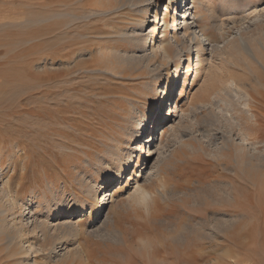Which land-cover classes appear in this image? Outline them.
Listing matches in <instances>:
<instances>
[{"label":"rangeland","instance_id":"374dc122","mask_svg":"<svg viewBox=\"0 0 264 264\" xmlns=\"http://www.w3.org/2000/svg\"><path fill=\"white\" fill-rule=\"evenodd\" d=\"M155 1L150 11L159 22L148 53L164 29L172 42L180 38L181 0L172 2L164 28L169 0ZM210 1L214 19L203 11L201 25H221L211 32L216 48H206L198 74L195 51L160 59L164 78L146 135L152 143L134 145L124 175L110 180L105 174L116 168L107 166V152L123 138L124 98L144 89L135 81L144 71L124 67L126 79L113 78L99 51L121 46L111 34L129 14L100 10L98 0H0V149L11 162L0 185L22 207L16 218L26 223L29 208L40 214L38 202L53 201L50 188L63 182L70 202L88 162L105 169L96 203L62 220L83 232L59 241L62 259H25L2 236L0 264H264V0ZM238 33L254 58L236 52ZM141 129L133 140L143 138ZM255 153L262 160L247 166L246 155ZM137 179L152 195L146 204ZM106 192L113 197L99 212ZM59 220L50 219L53 233Z\"/></svg>","mask_w":264,"mask_h":264},{"label":"bare ground","instance_id":"6f19581e","mask_svg":"<svg viewBox=\"0 0 264 264\" xmlns=\"http://www.w3.org/2000/svg\"><path fill=\"white\" fill-rule=\"evenodd\" d=\"M98 1L99 3H95V5H97V7L100 6V10L109 11L114 9L117 12L129 14L127 16V19H124V21L120 20L121 23L117 22L120 24L116 25L117 24L116 23L113 26V30H112L113 32L111 35L113 36V39L121 43V46L114 47L111 50L109 49L110 50L109 53H103L102 50L99 51L101 52L100 56L102 58V64H103L102 66L108 71V73L111 74L113 78L118 77L120 79H126L127 77L126 72L124 71L125 68H129V69L135 68L137 70L141 69V71L142 70L144 71V73L135 80L137 82V86L138 85L143 86L144 89L143 90L141 89V92L135 91V94L134 96H132V98H128V97L124 98L125 104L123 106H125L124 107L125 112L121 120L123 122L122 124H124L123 126H121L122 130L124 131V133H122L124 134L123 138H120L119 140L116 141L114 140L116 142V145H114V148L112 149L110 148L111 150L107 152L108 156L111 157L112 159L110 160L111 162L106 161L107 166L108 167L114 166L116 169L114 173H111L114 175L105 174V176L107 175L109 179L112 180L117 174H119L120 176L124 175L122 174L125 168L124 165L128 163L126 160L129 161V159L131 158V155L133 153L132 148L134 145L138 144L137 149L141 148L143 150L145 143H147L146 145H151L152 143V140L150 141L147 140L148 137H146V135L148 133L147 131L148 121L150 120V117L155 111V107H156L155 104L157 102L158 97L160 96L159 84L164 78L163 73L159 66L161 65L160 59H162L163 62L165 61L167 62L170 59H173L174 57L176 58L178 57L182 59L183 58L182 52L191 53V51L192 52L195 51V53H197L198 55L196 62V70L198 74L200 68H202L203 65L204 56H205L204 52L206 48L210 47L211 51H214V49L216 48L215 43H213V35H211V32L215 30L219 32L221 31L222 28L217 21H215V23L211 26L205 25L204 23H202L201 25V21L203 20L202 18L204 15L203 11L210 13L211 18L214 19V14L212 13V10L209 5L211 1L181 0V4L177 5L178 8H180V16H181L180 18L181 22L178 25V35L180 36V38L178 39L173 38L175 39V41L172 42V40H170L167 37V33L164 29V31L162 32L163 38L160 41L159 45L156 46L155 48L153 47L152 50L148 53L149 49L146 48L148 38L150 35L154 37V35L157 34L156 32L158 29V28H154V24L159 22L158 17L151 15V11H150L153 8V6L156 4L155 3L156 1L155 0H98ZM173 1L174 0H169L168 1L169 4L164 5L165 11L163 17L161 18L162 28H164V26L168 24L167 18L169 16V11L172 8ZM229 3H230L229 1L225 0V3L223 5L227 6V4L229 5ZM230 7L232 8V10H235L234 9L235 7L233 8L232 5ZM189 16L191 17L190 19ZM237 35L240 38L239 42L242 48L241 49L235 48L236 52L242 51L244 52V54L246 53L247 55H249V57L251 56L254 58L256 55L254 56V54H252V52L254 51H251V49H249V44L247 41L248 39L245 38L244 35H242L241 33H238ZM205 41L208 42V44H205ZM181 42H183V44L185 43L190 44L191 48H189L188 51L186 50V48L181 49L180 48ZM124 43L130 45V47H124L122 45ZM174 49L176 50V52ZM186 56L189 57L188 54ZM118 65H120L121 68H119ZM140 86L138 90L140 89ZM251 93L249 94L250 96ZM163 100L164 99L162 98L161 101ZM182 111L181 113H183ZM119 121H120V117H119ZM140 127L144 131V132L142 131L143 138L139 137L138 139L140 140H136L139 134L137 135L135 134L134 136L135 141H134L133 132L136 133V131ZM116 129L119 130L120 127ZM173 131H176V129L173 128ZM164 134H166L165 131H163L161 136L158 137V143L160 140L163 141L162 137H164L163 136ZM123 145L128 147V149L126 150L124 148L122 149ZM244 148L245 147L238 146L237 152H241V154H246ZM152 152H153L152 148L148 150L147 152L148 157H150ZM3 155L4 154H2V150L0 149V177L3 176L5 172L10 171L11 168V162L2 160ZM243 156L244 155H242V157ZM259 159L262 160L261 155L258 154L256 155V153L248 154L246 155L245 164L247 166L248 165L252 166L253 163L255 161H258ZM102 165L103 164L101 163L100 166L99 165L94 166V164L88 162V165L85 168L87 172L83 174L77 173L75 175V181L77 182L78 184L77 187L79 188L77 193L75 192L72 193V196L70 197L72 200L70 202L65 197L67 194L66 192L68 191L67 184L65 182L60 184L61 185L59 187L60 189H58L57 187L55 188V186H54L55 189H53V187L50 188L49 192L52 194L54 193V200L50 201L49 199L48 201L38 202L37 209L39 208V210L41 211L40 212L41 216L39 214V211L29 208V210L31 209L30 210L31 217L26 219V223L25 221H23V219L21 220L19 219L18 221V219L16 218V215H18L16 214L18 213L17 210H19L20 212V209L22 207H20V205L19 206L17 205L15 199L13 198V194L10 191V188L7 187V184L6 186L0 185V237L7 236L5 237L6 241L4 242L5 243L4 245L7 247V250L9 251L13 250L18 254H22L24 255L25 259L31 257V255H35L34 257L35 261L36 258L49 259L52 257V255H54L55 257H60L62 259L64 255L58 254L56 251L59 241L61 239H65L68 237L78 238L83 233L81 227L78 226V224H73L71 221L63 222L62 220L68 219L69 217H72L73 215H76L78 213H84L86 207L96 203L95 201L97 200V196L99 193L97 190L99 188L98 180L101 177V173L105 171ZM5 168H7V170H5ZM91 169L95 170L94 175H88V172ZM139 177L140 175H138V178ZM136 183H137L136 191L139 193L138 196L146 204L147 201L150 200L152 195L151 193L148 192V190H145L139 184L138 179ZM111 197H113L112 194L110 193L107 194V192L102 196V200L101 202H99V208H98L99 212H102L104 210L103 209L104 206L108 205ZM83 199L85 200L83 201ZM55 215H58V217H60L59 220L60 224L58 226L59 228L57 233H53L51 231V228L49 227L50 219ZM21 217L24 218L22 214ZM24 244H27L28 246L25 247Z\"/></svg>","mask_w":264,"mask_h":264},{"label":"crops","instance_id":"0c3cea01","mask_svg":"<svg viewBox=\"0 0 264 264\" xmlns=\"http://www.w3.org/2000/svg\"><path fill=\"white\" fill-rule=\"evenodd\" d=\"M210 1V0H209Z\"/></svg>","mask_w":264,"mask_h":264}]
</instances>
